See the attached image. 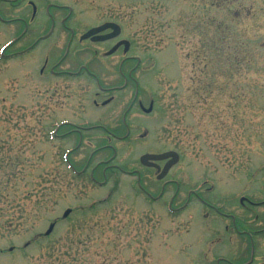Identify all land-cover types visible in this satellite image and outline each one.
Here are the masks:
<instances>
[{"label":"rangeland","instance_id":"1","mask_svg":"<svg viewBox=\"0 0 264 264\" xmlns=\"http://www.w3.org/2000/svg\"><path fill=\"white\" fill-rule=\"evenodd\" d=\"M51 1L74 6L72 22L80 32L104 20L119 23L121 38L133 43L131 54L142 57L135 74L140 97L153 93L155 107L150 114L133 108V138L112 140L116 157L110 163L141 170L142 186L157 196L162 182L139 157L176 150L181 159L166 178L179 185L173 208L196 190L219 210L193 195L187 209L172 212L176 183L152 200L136 175L119 170L108 171L106 184H96L90 172L112 157L111 150L97 151L85 174L69 169L64 158L72 140L50 138L55 82L47 72L40 74L44 48L61 46L67 33L58 28L36 51L18 56L15 52L48 32L36 28L44 16L18 42L21 25L0 22V264H244L252 253V264H264V0L224 6L219 0ZM24 4L10 8L0 1L1 17L30 18ZM68 83L60 87L82 96L83 88ZM130 97L124 92L100 106L97 118L123 135L120 117ZM78 99L70 103L71 113ZM60 107L56 116H69ZM80 107L76 112L94 113L85 103ZM106 142L84 138L71 162L81 170ZM95 175L103 182L102 167ZM235 225L246 232L238 234Z\"/></svg>","mask_w":264,"mask_h":264},{"label":"flooded vegetation","instance_id":"2","mask_svg":"<svg viewBox=\"0 0 264 264\" xmlns=\"http://www.w3.org/2000/svg\"><path fill=\"white\" fill-rule=\"evenodd\" d=\"M0 1L8 4L10 8H18L25 3V0ZM24 5L29 7L31 10L30 18L18 16L9 19H3L0 13L1 22L10 23V25L15 23L21 25L22 32L16 38V42L20 41L29 32V30H33L32 27L35 26L34 20L38 15L44 16V19L42 22L36 24V28H39L42 31L48 30V32L43 35H39L22 50H19L15 53L28 54L30 52L36 51L39 46L41 47V43H43L45 40L51 39L57 33L58 28L60 31H62L61 33H64L65 35L67 33V38L64 40L63 44H61V46L55 44L56 42H53V45H48L44 48V61L42 66L40 67V74L44 75V73L47 72L50 80L55 82L51 98L54 102V105H56L57 107L54 110L55 114L53 115L51 120L52 130L50 138L63 139L66 141L72 140L71 146L68 147L65 152V162L68 163L69 166H71V169L74 171V173L77 175L85 174L87 171V167L89 166L94 154L97 151L111 150L113 152L112 157H109L106 160L103 159L98 162L90 172V177L96 184H106L109 181L108 171L115 172L116 170H119L124 174H127L128 176L136 175L138 186L152 200H160L163 194L166 192L165 190L167 185L170 183H176L175 193L171 196L170 199L172 212H182L187 209L192 203H194L191 200V196L193 195L198 196L196 202L201 203V205L212 207L215 211L219 210V208L214 207L213 205L200 198L198 192L195 190H189L186 200L180 203V205H178L176 208H173L174 204L176 203V198L180 192L179 185L175 180L166 179L173 168L169 171L165 178L161 180L158 179V175L161 173L162 168L165 166L168 160L154 162L156 166L142 165L145 169L153 170L156 180L158 182H162L160 193L157 196H154L148 191V188L142 186L143 172L141 170H124L120 166L110 163L116 157V148L112 143V140L133 138V122L130 118V114L132 113L133 108L137 106L141 112L150 114L153 112L156 103V98L151 92L148 93L149 96L146 100H142V97H140L141 82L135 76V74L141 65L142 57L131 54L133 43H130L128 47H126L125 44H122L116 48L115 52H113L112 54H108L111 49H113L116 45H118L122 40L126 38H121V36H119L108 40L99 39L112 33V29L93 34L84 39L82 38V36L86 34L90 29L100 26L101 24L110 20H104L103 22L93 25L80 32L77 28H75V25L72 22L75 12V8L73 5L71 6L70 4H59L51 0H26V3ZM58 20L59 22H57ZM104 44L109 45L106 50H103L102 48V45ZM53 52H56L57 56L56 59L51 64H49L51 53ZM119 52L122 55L119 56L117 62L114 63L112 61L110 65H107V60L116 56V54H119ZM62 81L69 82V85L71 81L75 82L76 85L80 86V88H83L84 94L80 92L82 96H80L79 94L75 96L71 92V87L67 85L60 87V82ZM84 82H86V85H92L88 86L89 90L88 88H86V86H81ZM59 87L61 88V90H59ZM85 88L87 89L86 91ZM124 92L128 95L131 92V97L129 98L128 107L124 110L123 114L120 117V125L125 129V133L121 135L118 132L109 129L108 125L100 122V119L97 118L99 115L97 114V109H99L100 106L106 107L108 105H111L115 101H118L120 95ZM74 97H79V102L77 108L74 109L75 111L71 113L72 109L70 103L72 102ZM146 102H148L149 104L148 108L145 105ZM82 103H85L88 108L94 113L88 116L82 114L81 112L83 110L82 107H80L82 106ZM58 106H64L69 116L63 118H59L58 116H56V113H58V111H63V109L61 107L58 108ZM57 108L58 110H56ZM77 110H81V112L78 113L76 112ZM98 130H101L103 134H85V132L88 131L93 132ZM144 136H146V134ZM144 136L142 135L141 137L143 138ZM84 138H107L108 142L101 146H98L95 151L92 152L88 157L84 168H82L81 170H77L76 166L71 162V156L81 148ZM145 153L160 152L142 153L139 157L140 164L141 156ZM99 167H102L103 182L98 181L97 176L95 175V169H98ZM242 205H244V203H242ZM235 226L236 228H238V234L246 232L245 230H239L242 227H237V225ZM241 226L243 225L241 224ZM253 261L254 259L251 258V260L246 264H252Z\"/></svg>","mask_w":264,"mask_h":264},{"label":"water","instance_id":"3","mask_svg":"<svg viewBox=\"0 0 264 264\" xmlns=\"http://www.w3.org/2000/svg\"><path fill=\"white\" fill-rule=\"evenodd\" d=\"M109 28L114 29V33L113 34H110L109 36H105V37H102V38H99V39L112 38V37L118 36L120 34V32H121V28H120V26L118 24H115V23H105L104 25H102L100 27L91 29L82 38L83 39L84 38H87L90 35H93V34L102 32V31H104L106 29H109ZM122 43L126 44V47H128V45H129V42H127V41H122L120 44H122ZM115 49L116 48H114L113 50H111L110 53H113L115 51ZM179 158H180V156H179V154L177 152H175V151H169V152L160 153V154H145V155H143L141 157V162L144 165H148V166H151V165L153 166L154 165V166H156V164H154V161L170 159L167 162V164L165 165V167L162 170V172L158 175V178L159 179H162L168 173V171L170 170V168L179 161ZM242 201H243V199H242ZM70 212H71L70 209L66 210L65 213H64V217L68 216ZM53 228H54V224H51L50 227H49V229L47 230L46 234L47 235L50 234L52 232Z\"/></svg>","mask_w":264,"mask_h":264},{"label":"trees","instance_id":"4","mask_svg":"<svg viewBox=\"0 0 264 264\" xmlns=\"http://www.w3.org/2000/svg\"><path fill=\"white\" fill-rule=\"evenodd\" d=\"M221 3L219 4L220 6H224L225 4L228 3H233L234 4V0H219ZM224 4V5H223Z\"/></svg>","mask_w":264,"mask_h":264}]
</instances>
